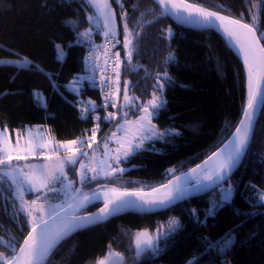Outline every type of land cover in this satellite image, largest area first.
I'll list each match as a JSON object with an SVG mask.
<instances>
[{
	"label": "trees",
	"instance_id": "16d2710c",
	"mask_svg": "<svg viewBox=\"0 0 264 264\" xmlns=\"http://www.w3.org/2000/svg\"><path fill=\"white\" fill-rule=\"evenodd\" d=\"M186 1L241 18L264 36V0ZM110 4L118 26L113 37L121 64L119 101H124L125 88L130 97H139L138 105L146 104L154 92L161 96L164 106L151 120L161 132L120 162L124 171L83 187L88 192L107 186L151 189L205 159L230 136L246 108V68L220 32L181 26L161 15L154 0H110ZM90 10L87 0H0V125L13 130L46 124L56 140L74 139L91 126L76 103L98 100L96 84L84 80L79 91L69 86L82 77L86 48L100 45L105 37L94 30L93 39L79 40L78 31L89 26ZM69 18L78 21L77 27ZM6 57H27L31 68L2 62ZM165 72L168 78L159 76ZM158 78L162 90L156 87ZM36 90L45 98L36 96ZM121 107L127 118L142 115L120 104L113 111ZM120 119L105 122L93 147ZM68 171L70 177L77 176L76 165H69ZM229 182L234 187L232 198L208 213L211 194ZM8 189L0 188V237L19 245L32 226ZM263 194L264 104L246 155L227 182L159 212H128L79 230L38 264H97L112 249L125 255L123 264H264ZM100 204L90 205L88 211ZM173 220L179 226L170 231ZM144 229L167 235L136 255L133 238ZM226 239L230 243L225 247ZM8 251L0 243V253Z\"/></svg>",
	"mask_w": 264,
	"mask_h": 264
},
{
	"label": "snow or ice",
	"instance_id": "6c2138e0",
	"mask_svg": "<svg viewBox=\"0 0 264 264\" xmlns=\"http://www.w3.org/2000/svg\"><path fill=\"white\" fill-rule=\"evenodd\" d=\"M156 2L162 7L163 11L161 12V15H167L169 14V8H177V5L175 3V0H156ZM87 3L92 5L94 8L97 9V12L102 15L107 22L106 26L111 24V18L114 15V10L111 8L110 0H87ZM179 11V9H177ZM197 13H199L204 20L211 22L212 18L215 17L217 20L223 22L226 19H229L228 17H220L216 13L212 12H206L203 9H195ZM123 15V14H122ZM192 15V12L189 11V16ZM89 19H92L89 17ZM181 19H184V17H181ZM231 23L233 24H240V21L238 20H232ZM125 31H127V25H124ZM244 28H248L250 31L254 32L255 29L250 28L249 25H242ZM226 33L229 36L235 35L230 29L225 28L224 29ZM90 31V30H89ZM113 29L109 27V32L105 33V35H108L111 33ZM166 36L168 38H171L172 32L170 29L165 30ZM82 37L88 36L89 32L80 33ZM255 41H258L260 39H264V36L260 37H254ZM125 42L126 44H130L131 41L128 40L127 35L125 36ZM60 55H63V52L59 53ZM116 55H119L118 53ZM129 60H131V52L127 53ZM11 63L15 64L17 67L21 69H30L32 62L27 58H23L22 60L12 61ZM159 76H162L164 78H168V74L161 73ZM87 79V77H77L74 78L73 81H71L72 90L73 91H79V88L82 86V81ZM170 79V78H169ZM127 84V82H126ZM156 87L160 90L164 88V84L159 82ZM260 97V102L264 103V95H261L260 91L257 90L256 92H253L252 90V81L251 76H249V95L247 100V105L245 108V111L243 113V118L240 122V127H237L235 132L233 133L234 139L229 141V144L232 145V147L225 153L224 149H221L222 156L218 159L214 169L212 170L211 174H206L204 176V180L216 183L218 181H223L225 179V173H230L232 168L240 161L242 158V155L245 151V148L247 144L250 141L251 138V132H252V126H253V116L255 113V105L257 102V97ZM139 100V97H130L127 92V88H125L124 91V101H125V107H129L130 109H135L136 112H142V115L139 116L138 120L133 122L126 119L128 113H119L120 118L123 120V123H117L116 129L117 131H120L121 129L124 130L125 135L128 134V128L126 125L130 124H137L139 131H142L146 133V135H142L139 143H135L133 146V142L129 141L127 145V150L122 153L123 157L127 159V157L134 153L136 150L140 149L143 146V142L145 139H152L154 136L157 135V132L155 130V126L152 125L151 120L152 117L159 111L160 108L164 106V100L161 96H157L155 92L152 94V99L148 100L146 104L144 105H138L135 102ZM95 109V102H89V105L81 107V113L82 115H87L89 112L93 111ZM99 119L98 117H96ZM115 118V114L109 113L105 119H112ZM95 136V132H93V138ZM116 138V133L114 132L112 134V137L109 139ZM117 142L121 144V148L124 147L123 143H121L120 138H116ZM51 143L49 141H46L43 137H40L38 140H36L35 144L33 145V140L29 139L27 141V144L29 145L28 151L31 153V158H35L37 151H39V155L43 157L46 161L51 162L53 160L52 155H45L44 150L48 148V144ZM82 144L85 147L88 146V140L87 138L76 141H68L66 144H59L57 143V147L51 149L52 152L55 153V163H40V164H28L27 166H11V161L13 160L12 150L13 146L9 143V136L8 131L6 128L0 127V184L8 183L10 187H14V195L18 193V199L22 203V211H25V214L32 219L29 221L33 224L32 232L29 233L28 237L19 245L12 243L11 241H5L3 237H0V243H3L7 246L9 249L8 254L5 255L4 253H0V264H38L39 260L46 257L52 248L55 247L56 244H58L65 236L70 235L71 232L77 228V227H87L88 224L94 222L93 219L83 217V216H73L69 221H66L55 233H49L47 230V221L43 219L42 216L40 217H33L32 216V206L37 204V201L40 200V196L36 197V200H33L31 202L24 201V185H27V190L29 192L35 191L37 193H40L42 190L44 194L47 193H55L58 191V189L54 187H50L49 185L53 182L61 183L63 184L65 178L67 177V172L65 171L66 166L68 165H76L79 161V157L86 156V152H80L77 148L71 147V145L76 144ZM16 145H19V137L17 136L16 139ZM227 147V146H226ZM63 148L66 152L73 153L70 156L66 157H60L58 149ZM104 148H108L107 141L104 144ZM115 153H120V148H117L115 150ZM218 154L213 153L212 156L209 157V160L213 159V157H216ZM29 157L19 156L17 155L15 157L16 160L21 159H28ZM120 155L116 154L114 155V159L116 160V163L118 164L120 161ZM207 163V162H205ZM85 165L80 162V173H79V182L82 185H88L92 181H96L100 175L107 176L109 175L108 172L98 171L97 168H88L87 171H84ZM110 167V165H109ZM27 169H30V171H27ZM124 171L123 168L115 169L112 168V172L116 171ZM195 172V169L191 170ZM91 173V175L89 174ZM75 181H68L67 187H71ZM204 187H207L208 185H203ZM162 187H167V185H164ZM73 191L77 194H79V202L78 206L82 207L85 203H87L90 200V197L87 193H81L80 189L74 188ZM109 192H115V189H109ZM153 192L157 191V189H153ZM130 195L128 193H121L116 200H108L105 203V207L100 209V213L102 214L100 217H97L96 219H102L104 216H107L110 214L111 211L119 210L124 205H135L134 201H126L124 200V197ZM184 195L183 189H178L176 192L171 193L167 195L162 200H156V199H148L144 200V203L139 205V207H144V205H164L167 202H171L174 199H179ZM231 196V190L223 191L222 193V200L228 201ZM58 198V197H57ZM143 200V196L141 197ZM109 204H114L115 207L112 209H109ZM62 207V205L60 206ZM71 207V205H69ZM57 205L52 206V213L57 214L56 212ZM36 211L43 212V208L34 209ZM95 216V214H93ZM81 223H76V222ZM43 226L42 231L40 233H37V236H39V240H37V237H34L32 235L33 232H36L37 228H41ZM179 226V222L176 220H173L169 226L170 231H175V228ZM161 235H167V234H160L158 233L157 237L155 239H160ZM143 237V238H142ZM13 240L15 238H12ZM148 244L149 246H152L153 241L151 238H146V234L141 233L138 234L136 239V246L141 251L143 250L141 248L142 244ZM230 243V239H226L224 242V246L226 247L227 244ZM109 255H113L110 253ZM139 255V252H138ZM99 264H106L105 261H100Z\"/></svg>",
	"mask_w": 264,
	"mask_h": 264
},
{
	"label": "water",
	"instance_id": "95a60500",
	"mask_svg": "<svg viewBox=\"0 0 264 264\" xmlns=\"http://www.w3.org/2000/svg\"><path fill=\"white\" fill-rule=\"evenodd\" d=\"M156 2V0H154ZM175 3L177 5V8H169V16L174 22L177 24L187 27V28H194V29H213L218 32H220L229 42L231 47L242 57L245 68H246V75H247V100H248V95H249V76H251V81H252V90L253 92H256L257 90L260 91L261 95H264V45L262 39L255 41L253 38L254 37H260L258 34L257 29L255 26L252 24L248 23L247 21L231 16V15H226L223 13L219 12H214L209 9H206L212 13H216L220 17H228L229 19L224 20L223 22L217 20L215 17L212 18V21H206L204 18L197 13L195 10L189 8L187 4H193L191 2H188L186 0H175ZM156 4L162 9V7L156 2ZM198 6V5H196ZM201 7V6H199ZM203 8V7H201ZM179 9V11H177ZM163 10V9H162ZM189 11L192 12V15L189 16ZM181 17H184V19H181ZM232 20H238L240 21V24H233L231 23ZM249 25L250 28L255 29L254 32L250 31L248 28L242 27V25ZM225 28L230 29L235 35L229 36L226 31L224 30ZM231 39L241 43L243 46H245L247 49H249L252 52V59H248L246 56H243L241 52L237 51L233 45L231 44ZM264 103L260 102V97H257V102L255 105V113L253 116V126H252V132H251V138L249 143L247 144L245 151L242 155V158L240 161L232 168L230 173H225V179L223 181H218L216 183H212L206 180H196V177L198 174L201 173V171L209 165L211 162H213L215 159L220 158L222 156L221 154V149L225 150V153L232 147V145L229 144L230 140L234 139L233 133L235 132L237 127H240V122L243 118V114L236 125L235 129L232 131L230 136L218 147L216 148L209 156H207L205 159L197 163L196 165L190 167L189 169L175 175L171 179H169L167 182L158 185L156 187H153L151 189H144V190H134V189H124V188H117L114 186H107V187H99L91 192H88L83 188V185L80 183L78 185L77 189L81 190V193H87L88 196L90 197V200L85 203L82 207L78 206L79 202V194L75 193L73 200L65 206L63 209L59 210L57 214H53L46 218L45 220L47 221V230L49 233H55L66 221H69L73 216H83L87 217L90 219H93L94 222L88 224L87 227L93 226L96 224H100L112 217L128 213V212H134V213H155L159 212L162 210H165L167 208H170L186 199L199 196V195H204L217 187L221 186L225 182H227L232 175L236 172V170L239 168L240 164L242 163L247 149L250 145L258 118L260 116L262 107ZM247 105V103H246ZM245 111V110H244ZM244 113V112H243ZM227 146V147H226ZM213 153H217L218 155L216 157H213V159L209 160V157L213 155ZM207 162V163H205ZM195 169V172L191 171ZM171 182L172 185H171ZM164 185H167V187H162ZM171 185V186H170ZM203 185H208L207 187H204ZM110 188L115 189V192H106L103 194H98L99 191L101 190H109ZM153 189H157V191L153 192ZM178 189H183L184 190V195L179 198V199H174L171 202H167L164 205H144V207H139V205L144 203V200L148 199H156V200H162L164 199L167 195L176 192ZM121 193H128L130 195H127L124 197V200L126 201H134L135 205H124L122 206L119 210L116 211H111L110 214L107 216H104L102 219H96L97 217H100L102 214L100 213V209L105 207V203L108 200H116V198L121 194ZM143 196V200L141 197ZM95 203H101L97 208L86 211V212H81L85 207L95 204ZM71 205V207H69ZM114 204H109V209L114 208ZM95 214V216H93ZM76 223H81V222H76ZM87 227H77L75 228L70 235L65 236L58 244L55 245L58 246L64 239L68 238L69 236L73 235L79 230L85 229ZM33 226L29 229L28 233L24 237L23 241L28 237L29 233L32 232ZM43 226L41 228H37L36 232H33L32 235L34 237H37V240H39V236H37V233H40L42 231ZM144 233L146 234V238H151L153 241L152 246H149L148 244H142L141 248L143 249L142 251L137 248L136 246V239L138 234ZM157 237V236H156ZM143 238V237H142ZM22 241V242H23ZM155 244V236L153 233H151L149 230L144 229L139 232H137L133 238V246H134V251L135 254L139 255L144 252L147 248L151 247L153 248ZM156 244L158 245V240L156 239ZM54 247V248H55ZM52 248L51 251L54 249ZM50 251V252H51ZM112 253L113 255H109ZM50 254V253H49ZM48 254V255H49ZM48 255L46 257H48ZM46 257L42 258L39 260L38 263H40L42 260H44ZM125 260V255L121 253L120 251L116 249L109 250L103 258H101L97 264H99L100 261H105L106 264H123Z\"/></svg>",
	"mask_w": 264,
	"mask_h": 264
},
{
	"label": "rangeland",
	"instance_id": "374dc122",
	"mask_svg": "<svg viewBox=\"0 0 264 264\" xmlns=\"http://www.w3.org/2000/svg\"><path fill=\"white\" fill-rule=\"evenodd\" d=\"M111 8H112V6H111ZM89 17H91L92 19H89ZM87 18L89 21V26L87 28H83V29H80L78 31L79 40L89 41V40L93 39V37H94L93 31L94 30H99V32H101V34L108 33L109 27H111L113 29V31L109 34H111L112 36L118 35V26H117L115 13L111 18V24L108 26H106L107 22L105 21L104 17L102 15H100L97 12V9L94 8L93 6H92V10L88 11ZM68 21L74 27H77L78 21L76 19L69 18ZM84 32H89V35L82 37L80 35V33H84ZM22 59L23 58H19V57H6V58H3L1 61L11 63L12 61H17V60H22ZM69 86L72 88L71 83ZM35 95L36 96H42L41 98H45L44 95L42 94V92L39 90L35 91ZM156 95L158 96V94H156ZM120 96H121V93H118L115 107H117L119 104H120V106H122V105L124 106L125 101H123V103H120V101H119ZM42 100H43V102H45V99H42ZM90 101H92V99H90ZM124 112H126V110L123 107H121L119 110L114 111L113 114H115V118H118L119 113H124ZM126 119L129 121H133V122L138 120V118L132 119V118H127V117H126ZM117 123H123V120L120 119V121H118ZM117 123L114 124V126L111 128V130L107 134V137H105L100 143L94 145V147H93V145H91L88 148H79L78 149L80 152H86L87 153L86 156L79 157V161L82 162L86 166L84 171H87L88 168H97L98 171L102 170L103 172H108L109 175L114 174L115 172L111 171L112 168H115V169L122 168V166L120 165V162L125 159L123 157L122 153L127 150L128 142L132 141L133 146H134L135 143H139L142 135H146V133L139 131L138 125L135 123L130 124V125H126V127L128 128L129 131H128V134L125 135V132L123 129H121L120 131H117V129H116ZM152 125L155 126V130L157 132L156 136H158L161 131L156 127L155 124L152 123ZM26 126H27L26 128L21 126V127H16L12 130L8 126L0 125V127L7 129L8 136H9V143L13 146L12 155L14 158L11 161V166H16V165L27 166L28 164L55 163L56 161H55V153L54 152L53 153H45V155H52L53 156V160L51 162L46 161L43 157H41L39 155L38 151L36 153L35 158H31V153L27 150L29 147V145L27 144V141L29 139L33 140V145L35 144L36 140H38L40 137H43L46 141H49L51 143H54V142L48 138L49 135L47 134V132H49V130L48 129L46 130L45 126L43 124H26ZM114 132L116 133V138H120L121 143H123V145H124L123 148H121V144L117 142L116 138L109 139L110 137H112V134ZM17 136L19 137V145H16ZM156 136H154L153 138H155ZM149 140H151V139H145L143 142V146ZM68 141H73V139H71V140H57L56 143H54V145L57 146V143L66 144ZM106 141L108 143L107 149L104 148V144ZM71 147H72V145H71ZM117 148H120V153H115V150ZM59 149L60 150H58V152H59L60 157H66V156H70L73 154L71 152H66L63 148H59ZM116 154H119L121 157L118 164L116 163V160L114 159V155H116ZM17 155L29 157V158L16 160L15 157ZM80 162H78L76 164L77 176L75 178L70 177V173L68 171V166H69L68 165L65 168V171L67 172V177L65 178L63 184L53 182L49 185L50 187H54V188L58 189V191L55 193H47L45 195L43 190L40 193H37L35 191L29 192L27 190V185H24V201L31 202L33 200H36L37 196H40V200L37 201V204L32 206V208H33L32 216L33 217L38 218V217L42 216L43 219H46L49 216L53 215V213H52V206L53 205H57L56 212H58L59 210L63 209L65 206H67L73 200L74 195H75V192L73 191V189L78 188V186H76V183H74L71 187H67V184H68L69 180L76 182V179H78V181H79V179H80L79 173L81 171ZM109 165H110V167H109ZM26 170L30 171V169H27V168H26ZM89 174L91 175V173H89ZM99 177H105V176L100 175ZM4 185L8 186V188H9L8 189V195H10L11 197H13L17 200L16 201L17 205H18L19 209L21 210L22 209V203L18 199V193L16 195L13 194L15 191V188L10 187L8 183L0 184V188H2ZM110 189H112V188H110ZM229 189L231 190V196L229 198V200H230L234 194V187H233L231 182L223 185L222 187H220V189L218 191L216 190V191H214V193L211 194V203H210V206L207 210L208 213L214 212L216 206L225 202L222 200V193H223V191H226ZM262 200L264 201V194L262 195ZM61 205H62V207H60ZM38 208H43L44 211L40 212V211L34 210V209H38ZM31 219L32 218L28 216V220L30 221ZM34 223H35V221H33L32 223L29 222V224L31 226H33Z\"/></svg>",
	"mask_w": 264,
	"mask_h": 264
},
{
	"label": "built area",
	"instance_id": "2783aa9c",
	"mask_svg": "<svg viewBox=\"0 0 264 264\" xmlns=\"http://www.w3.org/2000/svg\"><path fill=\"white\" fill-rule=\"evenodd\" d=\"M116 54L115 39L111 34L105 35L100 45L95 44L86 48L82 77H87L85 80L93 81L96 84L99 99H92L91 102H95V109L87 115H82L81 107L87 106L89 103L86 104L80 100L76 103L81 117L90 118L92 124L91 126L84 127L81 133L73 140L79 141L87 138L88 146L98 138L100 130L103 128L105 122L109 120L105 119V117L109 113H113L116 106L119 90L118 83L121 73V64ZM93 132H95L94 138ZM56 147L54 143H50L44 152L53 153L51 149ZM72 147L77 149L86 148L79 143L72 145Z\"/></svg>",
	"mask_w": 264,
	"mask_h": 264
},
{
	"label": "bare ground",
	"instance_id": "6f19581e",
	"mask_svg": "<svg viewBox=\"0 0 264 264\" xmlns=\"http://www.w3.org/2000/svg\"><path fill=\"white\" fill-rule=\"evenodd\" d=\"M187 6H188L189 8H191V9H193V10L199 8V9H203V10H205L206 12H210V11H208V10H206V9H204V8H201V7H199V6H196V5L187 4ZM231 44L233 45V47H234L237 51L241 52V54H243V56H246L248 59H252V56H253V55H252V52H251L249 49H247L245 46H243L241 43H238V42H236V41H234V40L231 39ZM218 159H219V158L215 159L213 162H211L209 165H207V166L201 171V173L197 175L196 180H204V176H205L206 174H211V172H212V170L214 169V167H215V165H216ZM172 183H173V182H171V185H172ZM171 185H170V186H171ZM106 192H109V191H108V190H101V191L98 192V194H103V193H106Z\"/></svg>",
	"mask_w": 264,
	"mask_h": 264
},
{
	"label": "crops",
	"instance_id": "0c3cea01",
	"mask_svg": "<svg viewBox=\"0 0 264 264\" xmlns=\"http://www.w3.org/2000/svg\"><path fill=\"white\" fill-rule=\"evenodd\" d=\"M91 6H92V5H91ZM43 125L45 126V129H46V130H47V129L49 130V128H48V126H47L46 124H43ZM23 127L26 128L27 126L24 125ZM46 132H47V131H46ZM47 134L49 135L48 138L51 139L54 143H56L57 140H56L55 137H53V135H52V133H51L50 130H49V132H47ZM48 138H47V139H48ZM52 138H53V139H52ZM91 145H93V144H91ZM91 145H90V146H91ZM90 146H89V147H90Z\"/></svg>",
	"mask_w": 264,
	"mask_h": 264
},
{
	"label": "flooded vegetation",
	"instance_id": "af4514ba",
	"mask_svg": "<svg viewBox=\"0 0 264 264\" xmlns=\"http://www.w3.org/2000/svg\"><path fill=\"white\" fill-rule=\"evenodd\" d=\"M84 188V187H83ZM85 189V188H84ZM86 190V189H85ZM91 205H93V204H91ZM88 207H90V205L89 206H87V207H85L81 212H86V211H88ZM154 236H155V238H156V235L155 234H153ZM155 243H156V239H155Z\"/></svg>",
	"mask_w": 264,
	"mask_h": 264
}]
</instances>
